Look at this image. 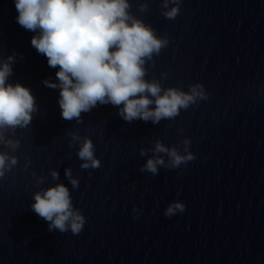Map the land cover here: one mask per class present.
<instances>
[{
  "label": "clouds",
  "instance_id": "obj_1",
  "mask_svg": "<svg viewBox=\"0 0 264 264\" xmlns=\"http://www.w3.org/2000/svg\"><path fill=\"white\" fill-rule=\"evenodd\" d=\"M182 0H161V14L174 20L181 12ZM170 5H173L170 7ZM130 0H15L17 23L25 30L38 32L31 45L47 58L48 66L59 67L58 83L44 84L59 89V106L66 121L82 123L81 114L98 104L119 108L118 115L127 122L142 120L158 124L176 118L198 100H206L202 84L189 85L188 91L176 87L162 88L159 80H146L145 65L167 47V35L158 36L154 28L130 11ZM148 10V3H139V11ZM15 54L0 59V145L15 152L20 146L15 135L17 128H28L32 114L37 111L35 97L20 83H7L13 74ZM155 105L154 108L150 107ZM123 105V107H119ZM182 131V130H181ZM69 147L79 142L77 157L81 169H98L101 161L95 155L90 137L69 132ZM183 153L178 146L168 147L156 140L150 149L141 148L139 155L152 156L140 168L141 172L157 175L159 168L176 169L196 159L189 151L190 140H183ZM163 154V155H161ZM167 157V161L165 160ZM19 163L15 155L0 151V178ZM31 161H26L25 168ZM91 176V173H89ZM35 176V173H33ZM52 180L59 172L50 170ZM65 177L72 189L79 188V177L72 168H65ZM40 176L36 183L43 184ZM31 209L48 222V230L78 235L86 223L81 211L73 206L72 195L63 183H56L33 193ZM179 200L168 204L165 217L185 211ZM133 211H137L133 208ZM138 218V217H136Z\"/></svg>",
  "mask_w": 264,
  "mask_h": 264
}]
</instances>
